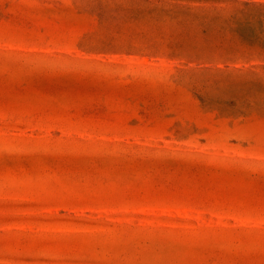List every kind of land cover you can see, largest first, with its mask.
<instances>
[{"label":"rangeland","instance_id":"374dc122","mask_svg":"<svg viewBox=\"0 0 264 264\" xmlns=\"http://www.w3.org/2000/svg\"><path fill=\"white\" fill-rule=\"evenodd\" d=\"M263 41L264 0H0V264H264Z\"/></svg>","mask_w":264,"mask_h":264},{"label":"trees","instance_id":"16d2710c","mask_svg":"<svg viewBox=\"0 0 264 264\" xmlns=\"http://www.w3.org/2000/svg\"><path fill=\"white\" fill-rule=\"evenodd\" d=\"M261 24H263V22H261ZM262 44H264V41L262 42Z\"/></svg>","mask_w":264,"mask_h":264}]
</instances>
